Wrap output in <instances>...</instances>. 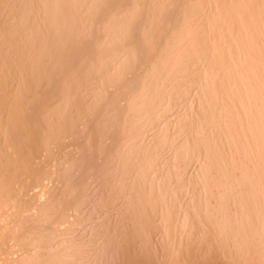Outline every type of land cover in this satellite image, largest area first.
I'll return each mask as SVG.
<instances>
[{
	"label": "bare ground",
	"instance_id": "1",
	"mask_svg": "<svg viewBox=\"0 0 264 264\" xmlns=\"http://www.w3.org/2000/svg\"><path fill=\"white\" fill-rule=\"evenodd\" d=\"M0 264H264V0H0Z\"/></svg>",
	"mask_w": 264,
	"mask_h": 264
}]
</instances>
